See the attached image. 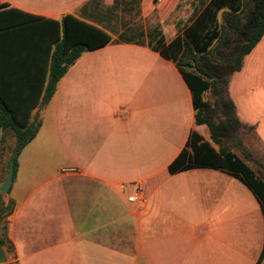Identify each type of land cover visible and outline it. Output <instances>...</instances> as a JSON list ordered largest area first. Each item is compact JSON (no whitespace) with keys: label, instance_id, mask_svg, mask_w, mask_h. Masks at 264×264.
<instances>
[{"label":"crops","instance_id":"obj_1","mask_svg":"<svg viewBox=\"0 0 264 264\" xmlns=\"http://www.w3.org/2000/svg\"><path fill=\"white\" fill-rule=\"evenodd\" d=\"M100 1L0 0L39 18L33 28L0 37V55H45L43 26L65 14L110 36L80 54L45 104L32 85L6 91L31 106L29 120L40 125L17 156L7 193H0L12 204L5 218L12 252L4 251V264H264V256L258 262L264 214L242 181L209 166L159 179L183 149L192 153L186 144L192 133L196 145L218 149L207 127L194 122L191 93L175 62L160 53L209 0H135L159 31L151 42L145 26L137 31L121 23L123 0L109 8ZM159 38L163 45L153 48ZM227 95L240 139L264 163V30L230 76ZM10 133L0 129V185ZM133 183L144 187L142 203L127 201L129 189L120 187Z\"/></svg>","mask_w":264,"mask_h":264},{"label":"trees","instance_id":"obj_2","mask_svg":"<svg viewBox=\"0 0 264 264\" xmlns=\"http://www.w3.org/2000/svg\"><path fill=\"white\" fill-rule=\"evenodd\" d=\"M37 20L38 17L0 4V37L11 35L19 26L33 28ZM46 22L40 39L47 44L45 55H22V58L21 55H0V129L11 132L14 137L12 180L17 156L36 135L40 122L36 117L29 120L32 107L23 106L17 102L16 93L6 91L23 85L30 89L32 85L42 94L40 104L43 105L53 94L57 81L83 51L103 46L110 39L103 29L71 14ZM263 30L264 0H209L182 34L160 50L161 55L175 62L190 90L195 124L207 127L209 139L218 149L215 152L207 143L196 145L198 139L194 140L192 133L186 143L192 153L183 149L159 179L180 168L209 166L225 170L251 190L264 214V163L240 139L241 125L234 103L227 95L230 76L240 70L244 56ZM156 43L153 48L163 45L160 38ZM5 57L9 60H4ZM207 90L212 101L203 99ZM232 150L238 151L247 163ZM11 210L12 204H4L0 194V244L6 253L12 252L5 222ZM263 256L264 245L258 262Z\"/></svg>","mask_w":264,"mask_h":264},{"label":"rangeland","instance_id":"obj_3","mask_svg":"<svg viewBox=\"0 0 264 264\" xmlns=\"http://www.w3.org/2000/svg\"><path fill=\"white\" fill-rule=\"evenodd\" d=\"M100 3H101L103 8H106V7L109 8L113 4L112 0H101ZM120 4L122 5V7L120 9V21H121V23L134 25V28L137 29V31H139V29L143 30L144 26H145L148 41L149 42L153 41L155 35H157L159 33V31L157 28H155L153 26L154 25L153 19L143 18V16L141 15L142 8L139 6V3L135 0H123L120 2ZM185 15L186 16H184V19L186 20L188 17L187 16L188 13H185ZM217 17H218V20H220V16L217 15ZM117 18H118V14H117ZM203 99L208 100V101H212V96H211L209 90H207L203 94ZM11 136L12 135L10 133V136L6 137L3 141V145L7 147L5 154L2 155V158L4 160V168H6V162H7V159L9 157L11 147L13 146L12 142L9 143V141H11V140H9L11 138ZM256 158L259 160L261 159L259 157H256Z\"/></svg>","mask_w":264,"mask_h":264},{"label":"built area","instance_id":"obj_4","mask_svg":"<svg viewBox=\"0 0 264 264\" xmlns=\"http://www.w3.org/2000/svg\"><path fill=\"white\" fill-rule=\"evenodd\" d=\"M121 189L127 191V201L131 203H142L145 199L144 187L142 184L133 183L130 185L121 184Z\"/></svg>","mask_w":264,"mask_h":264},{"label":"water","instance_id":"obj_5","mask_svg":"<svg viewBox=\"0 0 264 264\" xmlns=\"http://www.w3.org/2000/svg\"><path fill=\"white\" fill-rule=\"evenodd\" d=\"M12 175H13V154H11L8 160L6 175L3 182L0 185V193L2 194L7 193L8 187L12 180ZM5 262H6V255L0 244V264H4Z\"/></svg>","mask_w":264,"mask_h":264}]
</instances>
